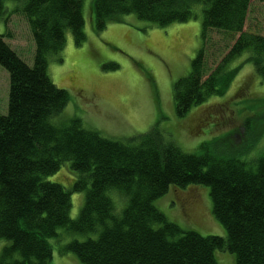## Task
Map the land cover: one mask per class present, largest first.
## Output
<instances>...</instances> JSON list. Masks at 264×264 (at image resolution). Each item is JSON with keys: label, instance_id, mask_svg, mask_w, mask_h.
<instances>
[{"label": "trees", "instance_id": "trees-1", "mask_svg": "<svg viewBox=\"0 0 264 264\" xmlns=\"http://www.w3.org/2000/svg\"><path fill=\"white\" fill-rule=\"evenodd\" d=\"M9 1L23 5L35 57L29 66L0 35V66L10 76L8 113L0 115V241L8 243L0 264H52L50 241L61 239V230L87 237L60 249L79 264H218L216 251L235 255L236 264H264L260 139L240 150L228 134L202 143L200 153H186L156 127L117 141L80 119L59 124L71 98L51 80L49 60L62 62L68 32L77 46L85 42V0H0V21ZM253 1L95 0L91 12L99 31L127 16L161 28L201 17V48L189 75L173 87L183 118L227 92L243 63L232 65L242 56L264 84V36L245 31ZM212 32L227 43V52L210 69ZM260 119H246L244 137H251ZM64 164L77 176L70 190L47 181ZM190 186L209 188L211 211L225 237L185 230L155 206L171 188ZM73 193H85L76 220L70 217Z\"/></svg>", "mask_w": 264, "mask_h": 264}, {"label": "rangeland", "instance_id": "rangeland-1", "mask_svg": "<svg viewBox=\"0 0 264 264\" xmlns=\"http://www.w3.org/2000/svg\"><path fill=\"white\" fill-rule=\"evenodd\" d=\"M94 2L85 0L84 4L85 42L77 46L68 32L62 62L56 58L49 60L51 80L71 98L59 124L80 119L85 128L117 141L147 134L156 127L186 153H200L202 143L228 134L230 142L243 150L241 148L254 143L257 136L260 139L258 150L263 151L258 155H264V122L256 120L253 123L250 138L243 135L247 118L261 117L260 121H264V103L260 102L264 100V84L253 66L244 63L247 55L233 63V67L243 65L223 96L212 97L185 117H179L173 87L179 79L189 75L192 61L201 48V17L161 28L127 16L119 23L109 22L99 31L91 12ZM6 5L7 13L0 21V35L6 36V43L32 67L35 43L22 13L23 5L13 1ZM245 31L264 36V0L253 1ZM222 40L218 33H211L210 69L227 52V43ZM9 91V73L0 66V115L8 113ZM253 104L254 110L250 111ZM254 149L251 151L258 152ZM76 179L69 164H64L47 181L70 190ZM84 201L85 193H73L71 219L79 217ZM210 203L209 188L190 186L171 188L155 206L185 230H194L203 236L225 237L226 231L214 218ZM60 235L61 239L50 241L52 245L55 243L52 264H79L72 254L62 253L60 249L72 240L87 237L64 230ZM6 244L7 241H0V255ZM215 256L218 264H236L235 255L229 252L216 251Z\"/></svg>", "mask_w": 264, "mask_h": 264}]
</instances>
